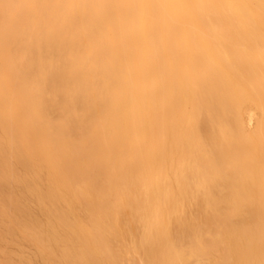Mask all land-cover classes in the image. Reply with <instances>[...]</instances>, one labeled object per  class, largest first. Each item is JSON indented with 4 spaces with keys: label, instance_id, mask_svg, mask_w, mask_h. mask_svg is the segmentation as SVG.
<instances>
[{
    "label": "bare ground",
    "instance_id": "obj_1",
    "mask_svg": "<svg viewBox=\"0 0 264 264\" xmlns=\"http://www.w3.org/2000/svg\"><path fill=\"white\" fill-rule=\"evenodd\" d=\"M0 264H264V0H0Z\"/></svg>",
    "mask_w": 264,
    "mask_h": 264
},
{
    "label": "clouds",
    "instance_id": "obj_2",
    "mask_svg": "<svg viewBox=\"0 0 264 264\" xmlns=\"http://www.w3.org/2000/svg\"><path fill=\"white\" fill-rule=\"evenodd\" d=\"M186 24L187 19L184 10L178 4L167 5L155 12L151 10L137 12L131 30L135 38L147 44L155 27L159 26L162 29L170 30L174 27H184Z\"/></svg>",
    "mask_w": 264,
    "mask_h": 264
}]
</instances>
